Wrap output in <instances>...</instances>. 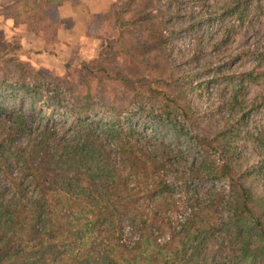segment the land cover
Returning <instances> with one entry per match:
<instances>
[{"label":"trees","instance_id":"trees-1","mask_svg":"<svg viewBox=\"0 0 264 264\" xmlns=\"http://www.w3.org/2000/svg\"><path fill=\"white\" fill-rule=\"evenodd\" d=\"M41 1L50 8L54 0L13 6L34 33L42 24L28 20ZM160 1L111 6L119 31L111 44L137 62L130 71L98 58L50 80L0 46L1 97L42 93L47 103L65 106H50L56 117L41 112L35 121L0 104V264H264V121L250 127L252 113H264V43L246 51L255 65L244 72H227L225 63L178 72L171 38L181 31L167 30L172 17L162 19ZM252 4L225 0L220 34L229 17L252 24ZM216 20L201 17L191 26L197 61ZM250 87L258 89L254 96ZM217 89L222 100L197 131L204 116L194 97ZM136 112L169 143L137 132ZM183 139L198 159L173 147ZM202 182L212 188L198 191Z\"/></svg>","mask_w":264,"mask_h":264},{"label":"rangeland","instance_id":"rangeland-1","mask_svg":"<svg viewBox=\"0 0 264 264\" xmlns=\"http://www.w3.org/2000/svg\"><path fill=\"white\" fill-rule=\"evenodd\" d=\"M224 2L225 0H161L158 3L157 7L162 10L164 15L162 19L167 22L166 20L172 17L170 25L167 26V30H176L177 32L181 31L171 38V62L175 63L178 72L183 71V73H186V71H189L195 74L196 72H199L201 66L204 67L207 65L218 64L223 65V63H225V68H228L226 70L227 72H234L238 74L252 68L255 65L254 56L251 53H246V51L257 48L260 42H262V44L264 43V0H251V3H253L251 10L253 9V6L256 8L254 9L256 18L252 24L245 23L240 26L233 18L231 19L229 17L226 19L227 21L225 20V24H228L229 28H223L220 34L219 30L222 20L220 21L218 18L223 14ZM44 4L45 2L41 1L39 3H35V6H32L33 17L28 21L41 23L42 28H45L48 31L49 29L53 30L54 27H47L51 21V8L53 6L48 8L44 6ZM15 11H17L16 13L20 15V18L16 21L18 23L24 22L25 12L21 11L19 7H17ZM43 17H47V20L43 21ZM201 17H208L209 19L217 20L214 22L215 25L211 28L213 30L210 31L209 34L211 42L210 44L206 43L202 46V53L200 55L201 59L200 61H197L194 58V54L198 53L196 50L199 51L201 49L196 48L197 44L195 43L191 26L196 19ZM104 18L101 20L102 25L99 29H94L96 37L93 39L89 38L87 43L82 46V48H84L82 52L75 48L71 53V58L60 57V54H56V56L53 57L50 55H44L42 52L31 48L27 49L22 43V38L17 34L13 35L9 39H0V46L3 49H6V51H13L12 55H15L16 59L31 63L32 66H29V69L32 72H35L37 69L45 71V73L51 77L50 80L65 79L71 74L73 68H78L84 62L92 63V61L98 58H112L114 68L124 71L132 70L137 66V62L134 59L120 54L117 47L114 44H111V40L118 37L119 33L118 25L116 23L117 14L112 13L110 10L108 15ZM231 23L235 24L234 28L230 27ZM47 36L44 37L47 42L43 40L41 41L45 45H49L50 49L52 46V40L51 37ZM99 38H101L100 41L98 40ZM214 44L218 45L213 47ZM34 52L38 54L36 55ZM241 52L243 53V57L237 58V55ZM69 66L72 68L69 69ZM197 66H200V68L196 69ZM202 69L203 71L199 73V76L201 74L199 77L200 79H202L203 76H206L205 72L208 70L207 67ZM257 90L258 89L255 87H250L247 95L254 96ZM218 92H220V90L214 91V94L211 97L206 93L200 101H196L197 96L194 97V110L197 111L198 114L202 115V117L204 116L202 123L199 125L200 127L197 128V131L200 130L199 128H205L207 126V121L208 119L210 120L212 110L220 104L222 99L218 96ZM4 93H2V95ZM34 103L36 104L34 107L35 109L32 110L33 112H29L28 110L30 105ZM0 104L6 108H22L24 111H27V114L31 115L35 121H38V118L43 116V113L41 114V112L47 113V119L49 114H52L50 106H55L58 111L65 112V106L58 107L54 105V103H47L42 93H40L37 98L32 96L30 98V96H24L23 94L18 97L14 96L10 98L0 96ZM52 116L55 118L56 114L53 113ZM251 118L250 127L259 126L264 121V113L255 111L252 113ZM214 120L218 122L221 118H218L217 116V118L212 119L210 122L211 125L215 123ZM132 125L139 133L153 137L156 136L158 141L167 140L168 143L170 141L164 137V134L158 135L160 131L156 129V126H154L155 124L152 125L151 119L147 118L144 114L136 112L134 114ZM241 146L245 156L248 157L250 162H255V160L258 159L255 158L254 152L248 143L246 144V142H241ZM173 147L184 149L187 154L190 155V158H199L196 155L198 150L193 149L184 139L181 141L175 140ZM212 185V182H202L196 186V189L203 193L209 188H212ZM223 185V182H219L217 184L219 188ZM181 191L184 192L181 188V190H179V194H182ZM174 219L178 220L176 214Z\"/></svg>","mask_w":264,"mask_h":264},{"label":"crops","instance_id":"crops-1","mask_svg":"<svg viewBox=\"0 0 264 264\" xmlns=\"http://www.w3.org/2000/svg\"><path fill=\"white\" fill-rule=\"evenodd\" d=\"M117 1L54 0L51 2L53 6L51 21L47 25L54 29L48 31L42 28L34 33L28 30L26 22L16 21L20 15L15 13L13 6H19L21 0H0V39H9L17 34L22 38V43L27 49L31 48L53 57L60 54V57L71 58V53L75 48L82 52L84 50L82 46L89 38L96 37L94 29H99L102 25L101 20L108 15L111 6ZM46 36L51 37L52 40L50 49L49 45L41 41H45ZM101 38L98 40L100 41Z\"/></svg>","mask_w":264,"mask_h":264}]
</instances>
